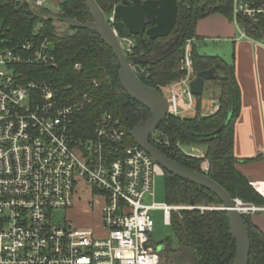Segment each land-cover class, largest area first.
<instances>
[{"label": "built area", "instance_id": "built-area-1", "mask_svg": "<svg viewBox=\"0 0 264 264\" xmlns=\"http://www.w3.org/2000/svg\"><path fill=\"white\" fill-rule=\"evenodd\" d=\"M47 1L36 0L34 7ZM108 19L113 26L114 10ZM232 20L238 39L264 47V37L251 35L245 24L264 20V1L233 0ZM115 32L123 52L134 56L135 38ZM192 43L194 39L187 41L181 60L183 76L160 88L174 116L198 111L191 90L196 76ZM55 62L54 44L47 37L20 43L0 39V264H158L159 249L150 244V211L163 210L171 223L176 210L222 207L145 203V197H154L156 176L165 170L136 142L126 141L120 119L108 112L97 119L92 138H76V117L92 100L45 76ZM133 69L138 76L143 72L137 64ZM219 109L213 98L206 111L200 110L206 116ZM154 132L151 137L162 142ZM178 145L187 155L204 158L194 147ZM202 167L208 171V160ZM250 185L264 200V182ZM86 192L103 200V236L75 227L68 218L56 221V211L72 209L78 193ZM233 200L242 215L264 212V203Z\"/></svg>", "mask_w": 264, "mask_h": 264}, {"label": "trees", "instance_id": "trees-1", "mask_svg": "<svg viewBox=\"0 0 264 264\" xmlns=\"http://www.w3.org/2000/svg\"><path fill=\"white\" fill-rule=\"evenodd\" d=\"M122 1L96 0L107 16ZM57 6V18L65 23L67 18L82 23L92 20L85 0H59ZM39 8H43V13L39 14L28 0H0V39L6 38L11 43L34 37L51 39L56 62L45 76L79 95L88 93L92 100L76 117V138H92L97 119L108 112L120 119L127 131L126 141L134 144L130 131L147 120L151 113L123 89L119 80L120 65L113 50L95 31L75 28L69 23L67 30L62 31L56 25L51 10ZM215 13L232 19L233 0H178L176 24L165 37L151 39L146 33L143 39L134 36L120 19H115L113 27L120 37L135 38L137 45L134 55L145 54L146 58L144 62L137 63L143 69L139 77L145 85L160 91L161 86L183 76L181 60L187 41L197 38V22ZM245 24L251 35L264 37V20L256 26L247 21ZM192 63L196 74L213 67L216 69V77L210 81L218 84L215 99L220 109L214 114L202 115L201 96H197L198 111L194 116L181 117L168 113L154 132L162 142H156L153 137H150V142L176 162L208 174L233 198L263 204L264 200L250 185L249 178L237 168L239 160L234 154L235 122L241 109V90L234 63L220 55L200 52L194 43ZM76 64L81 67L76 68ZM178 144L205 146L204 158L187 155ZM205 160L209 162L207 172L202 167ZM164 175L166 203L222 205L212 191L166 170ZM243 218L251 241L248 264H264V232L253 223L250 215H243ZM171 225L178 244L174 245L170 240L162 241L158 264H234L237 247L225 210L173 211ZM150 244L157 247L152 239Z\"/></svg>", "mask_w": 264, "mask_h": 264}, {"label": "water", "instance_id": "water-1", "mask_svg": "<svg viewBox=\"0 0 264 264\" xmlns=\"http://www.w3.org/2000/svg\"><path fill=\"white\" fill-rule=\"evenodd\" d=\"M92 20L82 23L74 18L65 21L75 28H85L97 32L103 41L113 50L119 65V80L126 93L151 113L150 117L137 124L131 130L134 141L148 152L164 170L173 175L200 185L218 196L222 210L228 213L232 235L236 241L234 264H248L251 249L249 230L243 215L236 209L233 197L208 174L195 171L165 155L150 142L151 134L158 129L168 115V100L161 91L145 85L135 73L133 65L144 62L145 54L127 56L120 45L115 29L109 21L113 11L107 16L96 0H85ZM178 16V0H123L114 8L115 19L122 20L129 32L143 39L146 33L151 39L170 34ZM148 25H151L148 27ZM216 77V69L201 71L191 82V90L196 96H202L207 81ZM193 204V203H191Z\"/></svg>", "mask_w": 264, "mask_h": 264}, {"label": "crops", "instance_id": "crops-1", "mask_svg": "<svg viewBox=\"0 0 264 264\" xmlns=\"http://www.w3.org/2000/svg\"><path fill=\"white\" fill-rule=\"evenodd\" d=\"M196 33L194 44L197 48L199 42H215L211 48L215 55L223 53L224 46L229 48V58L219 55L234 63L241 90V109L234 131V154L239 160L237 168L250 181L264 182V47L245 38L238 39L239 31L233 20L218 13L201 18ZM209 106L203 109L201 105V109L206 111ZM201 147L203 153L205 146ZM250 216L264 232V212Z\"/></svg>", "mask_w": 264, "mask_h": 264}, {"label": "rangeland", "instance_id": "rangeland-1", "mask_svg": "<svg viewBox=\"0 0 264 264\" xmlns=\"http://www.w3.org/2000/svg\"><path fill=\"white\" fill-rule=\"evenodd\" d=\"M29 3L36 11L40 14L43 13L42 9L39 7H34V3L36 0H28ZM59 0H49L43 6L49 8L51 12L55 15V23L56 25L62 30L65 31L68 28V24L64 21H61L57 18V13L59 12V8L57 3ZM220 44V43H218ZM213 45H216L215 42H207L201 43L199 42L198 49L200 52H207L210 55H215L213 50ZM223 53L221 56L225 58H229V48L224 46ZM217 54V55H219ZM218 84L212 81H208L206 84L205 92L201 96V105L203 109L205 106H209L211 100L216 97L218 94ZM166 97H168L165 94ZM184 116L192 117L194 113H187ZM185 149H190L192 146H185ZM198 152L202 151L201 145L194 146ZM81 191V190H80ZM77 201L72 209L69 210H59L55 212V217L57 222H62L65 218L71 220L75 227L77 228H91L95 236H103L104 231L102 228V208H103V200L97 196H93L91 194L86 193H78ZM93 200L94 205L92 202L89 201ZM166 201V178L165 175H157L155 178L154 184V197H145V203H152V202H165ZM175 205H188V204H175ZM197 205H206V204H197ZM184 210V209H181ZM188 210V209H186ZM180 211L176 210L175 212ZM150 215L154 220V231L152 235V240L155 245H157L158 249H161V242L164 240H170L172 244L177 245L178 239L174 232V229L171 223L166 222V215L163 210H152L150 211Z\"/></svg>", "mask_w": 264, "mask_h": 264}]
</instances>
